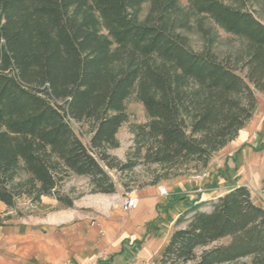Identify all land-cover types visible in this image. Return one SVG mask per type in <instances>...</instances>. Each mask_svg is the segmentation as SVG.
I'll return each instance as SVG.
<instances>
[{
	"label": "trees",
	"instance_id": "16d2710c",
	"mask_svg": "<svg viewBox=\"0 0 264 264\" xmlns=\"http://www.w3.org/2000/svg\"><path fill=\"white\" fill-rule=\"evenodd\" d=\"M230 1L187 0L244 39L236 59L191 48L178 0H0V203L50 195L71 206L58 190L71 173L88 177L92 193L114 192L100 161L135 166L104 151L118 145L132 93L149 119L134 130V157L166 169L164 178L205 168L264 93V24L245 0ZM71 121L89 124L88 147ZM174 223L162 264H264V208L245 185L199 197Z\"/></svg>",
	"mask_w": 264,
	"mask_h": 264
},
{
	"label": "rangeland",
	"instance_id": "374dc122",
	"mask_svg": "<svg viewBox=\"0 0 264 264\" xmlns=\"http://www.w3.org/2000/svg\"><path fill=\"white\" fill-rule=\"evenodd\" d=\"M225 1L233 5L230 0ZM178 2L181 8L180 16L184 24L181 28V32L187 37L188 43L193 50L203 51L210 49L220 59L224 57L236 59L243 56L245 41L242 37H237L227 32L225 29H222L210 17L196 13L190 8L187 0H178ZM245 3L246 7L253 11L255 16L264 24V3L262 0H245ZM148 8L149 2H145L141 5L137 13L138 21H143L146 18L148 15ZM256 98L258 105L252 115L253 117L248 123H250L255 131L259 133V136L264 139V128H261L259 125L260 121L257 116L259 103H261V100H264V93L257 92ZM125 105L128 118L126 119L127 121L122 123L115 134L118 145L116 147H107L104 151L115 157L121 163L130 159L135 160V166L132 169L120 171L107 167L100 161V165L103 166L104 170L115 183L114 192L109 194L92 193L90 191L91 185L88 181V177L83 175L77 176L71 173L66 176L58 186L60 194H66L72 199L71 206L62 205L55 197L50 195L41 196V199L35 202H32V200L26 196H21L12 207L0 203V225L20 220H26L28 223H35L36 220L49 216L59 208H66L70 212H75V214L76 212H83L90 225L97 222L98 216L107 217L110 211L118 212L120 216L119 219H121V217L131 210L124 212L122 209L121 203L126 194L133 193L139 198L149 187L156 188L158 193L163 187L166 190L167 196L170 194L169 188L172 187L181 195L191 194L199 197L203 192H212L214 194V192L223 191L231 186L245 185L251 193V198L253 196L254 198L262 200L264 195V185L261 183L264 176V144L259 143L258 138L257 141L247 140L242 143L241 147L232 148L228 151L224 149L213 153V156L210 158L205 168L189 166L183 169L185 170L183 175L164 178L167 172L166 169H162L158 164L144 161L142 154L138 155V157H134V149L136 147V135L134 130L137 125L145 124L149 119L145 114L143 104H141L135 93H132L126 99ZM261 116L264 119V111ZM72 128L75 133H79V130L82 131L80 134L81 141L88 147L90 138L89 124L74 122ZM250 142L254 145L251 146ZM219 169L224 170L223 176L214 177L213 175ZM154 180L157 181L152 184ZM97 193L110 195V197L115 198L116 204L114 206L108 205L95 195ZM202 208L208 209L206 207ZM173 210L175 209H172V212ZM177 212L178 211H174V213ZM172 227L174 230L175 228L181 227V225L177 226L176 223L173 222ZM226 241L227 239H224L219 242L225 243ZM200 251L201 249L197 250L198 254ZM160 255V253L156 254V256L145 264H162L160 262ZM134 258V251L126 250L125 255L118 258V264H122L126 259L132 261ZM101 259V257H97L89 264L98 263ZM70 263L76 264L73 261ZM103 263L116 264L117 262L108 260L103 261Z\"/></svg>",
	"mask_w": 264,
	"mask_h": 264
},
{
	"label": "crops",
	"instance_id": "0c3cea01",
	"mask_svg": "<svg viewBox=\"0 0 264 264\" xmlns=\"http://www.w3.org/2000/svg\"><path fill=\"white\" fill-rule=\"evenodd\" d=\"M263 111L264 100H261L257 112L261 128H264ZM257 138L264 144L263 137L247 122L221 150L241 147L247 140L257 141ZM232 187L235 186L214 194L203 192L200 200L214 199ZM169 193L164 196L156 188L149 187L139 197L137 205L121 219L118 212L110 211L107 217L98 216L92 225L83 212L75 214L66 208H59L35 223L20 220L0 225V264H68L71 261L89 264L97 257L102 258L97 264L108 260L118 264V258L123 257L126 250H133L135 258L126 259L122 264H145L168 242L178 215L199 198L181 195L172 187ZM95 195L108 205L116 204L110 195ZM251 199L264 208L262 200L253 196ZM172 209L175 210L172 212Z\"/></svg>",
	"mask_w": 264,
	"mask_h": 264
},
{
	"label": "built area",
	"instance_id": "2783aa9c",
	"mask_svg": "<svg viewBox=\"0 0 264 264\" xmlns=\"http://www.w3.org/2000/svg\"><path fill=\"white\" fill-rule=\"evenodd\" d=\"M159 193L162 195H167L166 190L163 187L160 189ZM138 199L139 198L136 195H134L133 193L126 194V196L124 197V199L122 200V203H121L122 209L124 210V212L132 209L137 204ZM262 201L264 203V195L262 197ZM68 264H73V263H68ZM93 264H97V263H93ZM156 264H158V263H156Z\"/></svg>",
	"mask_w": 264,
	"mask_h": 264
}]
</instances>
